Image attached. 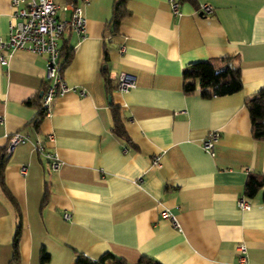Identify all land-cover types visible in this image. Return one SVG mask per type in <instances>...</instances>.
<instances>
[{"label": "crops", "instance_id": "obj_1", "mask_svg": "<svg viewBox=\"0 0 264 264\" xmlns=\"http://www.w3.org/2000/svg\"><path fill=\"white\" fill-rule=\"evenodd\" d=\"M52 1L56 17L66 18L60 5L72 2L85 19L82 36L66 27L57 40L71 49L59 74L76 87L55 96L33 127L35 109L23 100L43 90L44 56L13 49L0 64L3 179L19 209L17 216L0 193V264H73L78 253L95 258L103 251L124 264L141 257L149 264H235L239 246L247 264H264V184L250 197L241 192L247 173L264 176V140L250 137L243 107L244 96L264 89V0H176V14L168 0H125L114 35L104 27L112 0ZM199 3L210 13L200 14ZM9 11V0H0V39ZM229 54L237 56L238 91L181 92L187 64ZM120 71L133 78L127 91L115 87ZM109 102L119 107L128 143L109 130ZM210 130L218 132L211 155L201 147ZM15 131L27 140L6 151ZM35 140L59 160L56 170L35 152ZM43 183L48 193L40 205ZM239 198L246 209L236 205Z\"/></svg>", "mask_w": 264, "mask_h": 264}, {"label": "built area", "instance_id": "obj_2", "mask_svg": "<svg viewBox=\"0 0 264 264\" xmlns=\"http://www.w3.org/2000/svg\"><path fill=\"white\" fill-rule=\"evenodd\" d=\"M86 1V0H84ZM169 10L171 14L177 13V1L168 0ZM9 18L7 21V32L4 39H0V64L6 62L7 57L13 49H24L33 54H42L43 62V80L45 85L41 92V106L43 115H47L50 111L51 100L61 95L68 89H75L76 86H68L60 76V67L58 64L59 46L57 40L62 31L68 27L72 29L78 36H82L85 31V19L82 14L81 6L64 2L60 5V9L67 11L66 18H58L55 16L56 4L52 0H9ZM197 10L200 14H208L211 7L206 3H199ZM123 46L118 48L122 52ZM133 86V78L129 73L120 71L116 75L115 87L120 91H127ZM77 93L82 95L83 90L77 89ZM50 138V134L46 135ZM218 132L216 130L208 131L201 141L203 151L209 155L213 152V144L217 140ZM27 140V136L19 131L12 132L8 135V145L5 150L14 144L23 143ZM35 152L41 154L48 163L51 170H56L59 166V160L56 156L44 149L43 144L39 140L32 143ZM158 155L151 158V163L158 165ZM24 164L18 166L20 174L25 173ZM239 208L246 209L248 203L244 198L236 201ZM161 216L170 221L173 227H177V222L172 213L163 209ZM62 217L66 218L67 213H62ZM240 254L235 264H247L244 257V248L239 246Z\"/></svg>", "mask_w": 264, "mask_h": 264}, {"label": "trees", "instance_id": "obj_3", "mask_svg": "<svg viewBox=\"0 0 264 264\" xmlns=\"http://www.w3.org/2000/svg\"><path fill=\"white\" fill-rule=\"evenodd\" d=\"M192 2L193 0H187ZM127 13L125 0H112L110 12L104 27L108 30L109 35H114L118 30L120 19ZM105 55V54H104ZM104 55L102 62H104ZM71 49L66 46L59 48L58 64L62 69L69 61ZM237 60L236 54L220 55L204 60H198L187 64L180 73L181 76V92L184 95L198 91L202 97H211L216 95H224L238 91L241 87L239 75V67L233 62ZM100 74L103 85L107 93L110 92L111 85L104 67H101ZM45 82L41 84L43 87ZM42 90V89H41ZM42 92V91H41ZM41 92L39 95L32 94L23 100V103L32 106L35 114L32 119V126L35 127L38 120L43 116V108L41 106ZM243 107L245 108L249 122V135L252 139L264 140V89H258L243 98ZM109 113V130L118 138L128 143L129 139L123 128L119 107L111 102L108 104ZM4 152L0 153V193L7 201L13 212L19 216L18 205L7 189L3 179ZM264 184V176L258 173H247L242 184L241 192L245 196H252L255 191ZM46 185L43 183L39 204L42 205L47 198ZM20 224L17 221L13 225L10 248L11 262L17 263V239L19 235ZM47 259V255L42 251L39 252V262L42 263ZM73 264H124V260L111 253L103 251L95 258H88L80 253L76 254ZM135 264H149L146 257L139 258Z\"/></svg>", "mask_w": 264, "mask_h": 264}]
</instances>
